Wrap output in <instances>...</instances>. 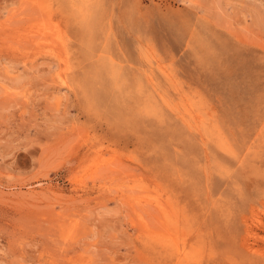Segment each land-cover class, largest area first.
Segmentation results:
<instances>
[{"label":"rangeland","instance_id":"rangeland-1","mask_svg":"<svg viewBox=\"0 0 264 264\" xmlns=\"http://www.w3.org/2000/svg\"><path fill=\"white\" fill-rule=\"evenodd\" d=\"M0 264H264V0H0Z\"/></svg>","mask_w":264,"mask_h":264},{"label":"bare ground","instance_id":"bare-ground-1","mask_svg":"<svg viewBox=\"0 0 264 264\" xmlns=\"http://www.w3.org/2000/svg\"><path fill=\"white\" fill-rule=\"evenodd\" d=\"M165 215V214H164Z\"/></svg>","mask_w":264,"mask_h":264}]
</instances>
